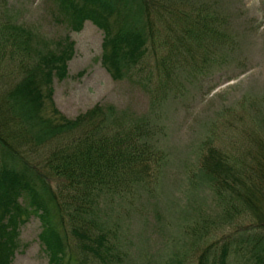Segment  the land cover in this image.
Segmentation results:
<instances>
[{
  "label": "rangeland",
  "instance_id": "1",
  "mask_svg": "<svg viewBox=\"0 0 264 264\" xmlns=\"http://www.w3.org/2000/svg\"><path fill=\"white\" fill-rule=\"evenodd\" d=\"M6 4L12 18L30 30L33 46L50 49L64 36L72 41L64 76L53 75L50 81L51 98L61 114L73 117L100 103L130 118H147L160 154L149 182L122 194H101L89 216L90 227L103 230L107 239L104 262L77 246L69 231L78 221L76 210L73 218L67 215L61 231L66 256L85 255L88 264H196L198 253L208 247L212 264L222 242L239 246L236 232L247 217H223L198 157L207 144L240 148L243 128L264 127V0H151L152 37L147 35L138 63L118 79L100 62L102 31L89 19L73 30L56 0ZM194 12L212 13L215 32L194 36ZM10 66L1 65V70ZM43 111H49L47 99ZM12 135L8 142L18 155L16 162L46 173L48 144H34L29 134ZM0 160H8L1 149ZM47 176L54 186L55 178ZM39 230L37 215L29 213L18 226L8 264H49ZM225 263L247 264L234 250Z\"/></svg>",
  "mask_w": 264,
  "mask_h": 264
},
{
  "label": "trees",
  "instance_id": "2",
  "mask_svg": "<svg viewBox=\"0 0 264 264\" xmlns=\"http://www.w3.org/2000/svg\"><path fill=\"white\" fill-rule=\"evenodd\" d=\"M150 4L151 0H56L70 29H79L85 19L101 29L100 62L113 79L138 63L147 35L152 37ZM194 14V36L215 32L212 13ZM71 54L67 36L50 49L33 46L30 30L16 22L6 0H0V149L8 158L0 160V264H8L17 246L18 226L29 213L39 219L37 236L49 264H88L85 255L75 259L65 252L61 231L75 210L78 221L69 231L77 246L104 262L107 239L103 230L90 227L89 217L100 195L145 185L158 167L160 154L147 118H130L100 103L66 117L54 106L51 77L64 76ZM7 64L11 66L1 70ZM44 99L48 112L43 111ZM14 131L29 134L34 144H48L46 173L31 163L29 167L16 162L18 155L8 142ZM199 152V170L220 202L223 217L248 220L236 232L239 246L222 242L211 263L226 264L234 250L247 264H264V127L243 128L240 148L207 144ZM47 173L55 178L54 186ZM207 251L208 247L201 249L196 264L209 263Z\"/></svg>",
  "mask_w": 264,
  "mask_h": 264
}]
</instances>
